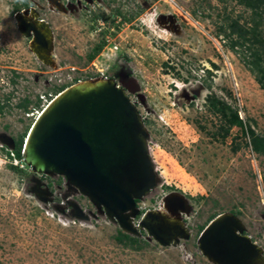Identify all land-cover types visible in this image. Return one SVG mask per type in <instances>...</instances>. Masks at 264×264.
<instances>
[{"label": "rangeland", "instance_id": "374dc122", "mask_svg": "<svg viewBox=\"0 0 264 264\" xmlns=\"http://www.w3.org/2000/svg\"><path fill=\"white\" fill-rule=\"evenodd\" d=\"M21 1L0 0V264H212L199 239L223 214L244 225L264 264V155L239 127L224 138L226 122L209 102L225 101L264 135V89L246 63L252 51L241 41L232 49L228 37L233 22L251 32L256 20L264 42V6L258 17L239 0H29L50 26L45 37L19 28ZM99 79L126 90L145 128L155 185L138 199L132 221L138 226L160 207L189 230L177 246L124 232L65 177L36 173L7 155L20 138L25 144L59 90ZM25 99L29 111L19 107ZM119 232L141 242L120 243Z\"/></svg>", "mask_w": 264, "mask_h": 264}, {"label": "water", "instance_id": "95a60500", "mask_svg": "<svg viewBox=\"0 0 264 264\" xmlns=\"http://www.w3.org/2000/svg\"><path fill=\"white\" fill-rule=\"evenodd\" d=\"M31 16L42 30L21 17L19 28L32 27L50 37L49 24L34 12ZM58 97L33 123L25 139L24 162L36 173L65 177L75 191L101 207L128 234L144 231L164 246H177L181 239H188L183 221H171L156 210L146 212L138 226L132 221L140 213L136 199L154 187L155 173L141 116L126 90L113 80H98L90 88L71 85ZM34 192L45 199L43 190ZM70 204L74 216L82 217L78 206ZM244 232L238 218L220 215L203 231L199 248L210 261L222 264L213 253L214 241L230 239L234 246L250 249L253 264H263L262 249Z\"/></svg>", "mask_w": 264, "mask_h": 264}, {"label": "trees", "instance_id": "16d2710c", "mask_svg": "<svg viewBox=\"0 0 264 264\" xmlns=\"http://www.w3.org/2000/svg\"><path fill=\"white\" fill-rule=\"evenodd\" d=\"M242 4H244L247 8L252 9L256 16L261 17L258 9L261 8V6H264V0H239ZM260 22H256L254 20V28L250 32L248 29L243 28L240 26L238 22H233L230 25V35L228 36L231 40V48L234 49L236 46H238L241 42L242 46L244 44H249L248 50L251 52L252 59L247 60V65L249 66L250 70L253 73H257L258 76V83L261 85L262 89H264V49L260 52V50H254V46L257 48V45H264V42L259 38L258 36V28H259ZM233 36H236V40H233ZM241 41V42H240ZM105 45V42L102 43L100 46H98L93 53L89 55V60L92 61L95 59V57L101 52L102 47ZM262 47V46H261ZM67 87L62 88L59 90V93L66 89ZM210 107L211 109L216 112L220 113L226 122V125L222 128L223 134L222 136L226 138L232 127H239L241 131L247 135L250 138V142L248 145L252 147V150L260 155H264V135H258L255 134L253 130L248 128L243 120L240 118L237 111L233 110L230 105H228L225 101H220L215 97L209 98ZM29 104L30 100L25 99L22 104L19 105V107L23 108L25 111H29ZM40 100H38V103L36 104V107H39ZM29 113V112H28ZM23 137L20 138L18 141L15 142V149L13 151H7V155L10 159H13L11 154L14 155V158L18 161L22 162L24 159L23 156ZM5 149V148H3ZM10 168L16 172H21L22 170L18 166L11 165ZM203 229V228H201ZM117 241L120 243H129L132 246L136 245L137 243H140L141 241L136 238L132 237L128 234H125L123 232H119V235L116 237Z\"/></svg>", "mask_w": 264, "mask_h": 264}, {"label": "flooded vegetation", "instance_id": "af4514ba", "mask_svg": "<svg viewBox=\"0 0 264 264\" xmlns=\"http://www.w3.org/2000/svg\"><path fill=\"white\" fill-rule=\"evenodd\" d=\"M56 1L60 2V0H56ZM65 1L70 2L72 4L81 3V0H65ZM90 3L93 4V2H90ZM90 3L88 2L86 4H90ZM86 4H84V5L87 6ZM16 9H17V12L15 13L16 16L21 17V19L23 18V20H25V22L27 24L32 22L33 17L31 16V13L35 9L29 0H22L20 2L19 6H16ZM38 19H40V17ZM35 187H36V184H35ZM139 203H140L139 200L136 199V204H139ZM155 210H157V209H155ZM148 211H150V210H148ZM148 211H146V212H148ZM167 211H168V214L173 215V213H171V211H170V209H168V207H167ZM213 219H215V218H213ZM244 234H246V233L244 232ZM210 243L212 244V242L209 241L208 245H210ZM213 253L218 258V260H221L222 264H253V254L251 253L250 249L245 247V246H241V245L234 246V244L232 243V241L230 239H225V240L216 239V241H214ZM211 263L212 264H218V263H214L212 261H211Z\"/></svg>", "mask_w": 264, "mask_h": 264}, {"label": "bare ground", "instance_id": "6f19581e", "mask_svg": "<svg viewBox=\"0 0 264 264\" xmlns=\"http://www.w3.org/2000/svg\"><path fill=\"white\" fill-rule=\"evenodd\" d=\"M37 23V22H36ZM37 26H39V24L37 23ZM40 27V26H39ZM98 81V80H97ZM97 81H94V82H97ZM99 81L101 82V81H106V80H103V79H99ZM94 82H89V81H82V82H80V83H78V84H74L75 85V87L76 88H81V87H84V88H90V87H92L93 85H94ZM58 95H59V93L40 111V113H38V115H37V117H36V119H35V121L37 120V118L41 115V114H43L44 112H45V109L46 108H48L47 106H50V105H52V104H54L55 102H56V100H57V98H59L58 97ZM56 98V99H55ZM44 110V111H43ZM43 112V113H42ZM34 121V122H35ZM27 138V137H26ZM166 206V205H165ZM167 208V207H166ZM156 212L157 213H159V214H163V215H165V216H167L168 218H169V220H171V221H176L175 220V218H172V217H170V216H168L167 214H165L164 212H162L160 209L159 210H156Z\"/></svg>", "mask_w": 264, "mask_h": 264}, {"label": "built area", "instance_id": "2783aa9c", "mask_svg": "<svg viewBox=\"0 0 264 264\" xmlns=\"http://www.w3.org/2000/svg\"><path fill=\"white\" fill-rule=\"evenodd\" d=\"M11 156L13 157V160L15 161L16 165H18V164H19V163H18L19 161H18L17 159L14 158V155H13V154H11Z\"/></svg>", "mask_w": 264, "mask_h": 264}, {"label": "clouds", "instance_id": "9594fccd", "mask_svg": "<svg viewBox=\"0 0 264 264\" xmlns=\"http://www.w3.org/2000/svg\"><path fill=\"white\" fill-rule=\"evenodd\" d=\"M24 148V147H23ZM13 151V150H12ZM23 161H24V159H23ZM157 210H159V209H157Z\"/></svg>", "mask_w": 264, "mask_h": 264}]
</instances>
